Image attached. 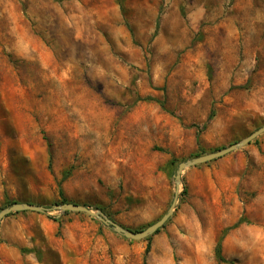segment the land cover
I'll return each mask as SVG.
<instances>
[{
  "label": "rangeland",
  "instance_id": "rangeland-1",
  "mask_svg": "<svg viewBox=\"0 0 264 264\" xmlns=\"http://www.w3.org/2000/svg\"><path fill=\"white\" fill-rule=\"evenodd\" d=\"M263 126L264 0H0V211L51 208L70 172L67 198L144 230L180 163ZM223 234L227 260L264 264V134L185 170L150 241L19 212L0 224V264H219Z\"/></svg>",
  "mask_w": 264,
  "mask_h": 264
},
{
  "label": "water",
  "instance_id": "water-1",
  "mask_svg": "<svg viewBox=\"0 0 264 264\" xmlns=\"http://www.w3.org/2000/svg\"><path fill=\"white\" fill-rule=\"evenodd\" d=\"M262 134H264V126L255 130L254 132L249 134L246 138L242 139L240 142L234 143L227 148H224L214 153L205 154L197 158H194L192 160H188L186 162L180 163L177 168L176 174L174 176L175 183L177 186V191H176V194H175V197H174V200L171 206L159 220H157L155 223L151 224L150 226H148L146 229L142 231H138V232L132 231L130 229H127L121 226L120 224L110 219L103 212L99 210L94 211L90 207L79 205V204H72V203L54 205L51 208H47L42 205L30 204V203H16L0 211V224L6 217L10 216L11 214L19 213V212L30 211V212H36V213H47L50 210L58 211L63 214L68 213V212H75V213H83V214L90 216L91 218H95L99 220L103 225L113 230L116 234L128 240H132V241L145 240L153 236L154 234H156L173 217L176 211V208H177L179 188L182 183V175L185 170L194 168L199 165L207 164L209 162L221 159L237 150H241L244 147L250 145L253 141H255Z\"/></svg>",
  "mask_w": 264,
  "mask_h": 264
},
{
  "label": "trees",
  "instance_id": "trees-1",
  "mask_svg": "<svg viewBox=\"0 0 264 264\" xmlns=\"http://www.w3.org/2000/svg\"><path fill=\"white\" fill-rule=\"evenodd\" d=\"M217 151H219V150H215V152H217ZM198 156H200V155H198ZM178 161L176 160V159H172L170 162H169V167H170V169H176L177 168V166H178ZM70 172H65L64 174H63V178H62V180H61V182H60V184H59V195H60V199L59 200H57V201H55L54 202V205H61V204H68V203H72V204H79L78 202H75V201H72V200H70L69 198H67L66 197V195L64 194V190H63V188H62V186H61V184L64 182V181H66V180H68V178L70 177ZM16 203H20V202H18V201H12V202H10V205H13V204H16ZM29 203H32V202H29ZM80 205V204H79ZM84 206H87V205H84ZM67 214V213H66ZM242 223V220H240L237 224H235L233 227H231V228H229V229H227L226 230V232L228 231V230H230V229H232V228H235V227H237L238 225H240ZM165 227V226H164ZM163 227V228H164ZM162 228V229H163ZM131 230V229H130ZM140 231H142V230H140ZM161 231V229L157 232V233H159ZM135 232H138V231H135ZM156 233V234H157ZM224 236H225V234H223L222 236H221V238L219 239V241H218V243H217V245H216V248H215V256H216V259H217V261H218V263L219 264H224V263H229V264H235V262L234 261H229V260H227L225 257H224V255H223V239H224ZM150 239H151V237H149V238H147L146 240L147 241H150ZM149 249H150V246H148V248H147V252L149 251Z\"/></svg>",
  "mask_w": 264,
  "mask_h": 264
}]
</instances>
